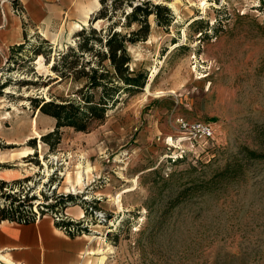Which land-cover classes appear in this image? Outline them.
<instances>
[{
	"label": "rangeland",
	"instance_id": "obj_1",
	"mask_svg": "<svg viewBox=\"0 0 264 264\" xmlns=\"http://www.w3.org/2000/svg\"><path fill=\"white\" fill-rule=\"evenodd\" d=\"M55 2L52 22L0 69V208L61 204L89 230L77 264H264V0H151L172 23L153 14L148 39L126 44L132 68L156 73L151 92L122 93L104 121L62 127L50 146L57 120L29 98L76 95L86 80L52 66L83 28L112 23L91 22L100 0ZM180 118L212 124L214 137L191 141Z\"/></svg>",
	"mask_w": 264,
	"mask_h": 264
},
{
	"label": "trees",
	"instance_id": "obj_2",
	"mask_svg": "<svg viewBox=\"0 0 264 264\" xmlns=\"http://www.w3.org/2000/svg\"><path fill=\"white\" fill-rule=\"evenodd\" d=\"M137 1L139 0H111L110 2L100 0L101 8L93 16L91 22L94 24L97 20H110L112 23L108 26V30L103 33L102 29L97 30L94 26L83 28L81 32L85 35L83 40L77 47L68 48L53 64V70L62 80L67 78L86 80L84 85L77 90L76 95L63 97L60 101L45 100L40 97L29 98L36 109H40L41 112L57 120L56 129L42 137L50 146L55 144L50 140L52 135L59 133L62 127H73L77 131L89 130L95 121L105 120L108 109L120 101L122 93H135L147 85L148 70L136 71L132 68L133 59L126 44L148 39L151 15L155 14L157 24L162 26L170 25L174 17L170 8L165 5L153 3L151 0ZM127 6L129 10L125 8ZM134 24H137L138 28L132 29ZM117 25L129 28L130 31L116 30ZM92 39L95 41L91 42ZM24 45L26 43L16 46L12 51L23 49ZM87 54L91 55V58H88ZM94 90L100 91L98 98L92 92ZM60 138L59 135L56 142H59ZM6 184V181L0 179L1 187ZM6 197L13 196L7 194ZM10 203L0 208V220L9 219L19 223L36 221V212H26L22 209L24 200L18 201L16 206L13 202ZM59 205L50 211L63 210L58 207ZM43 210L40 211L42 215L50 212L48 209ZM86 213H89L87 208ZM56 225L59 228H65L66 233L72 236L89 231L82 222L58 221Z\"/></svg>",
	"mask_w": 264,
	"mask_h": 264
},
{
	"label": "crops",
	"instance_id": "obj_3",
	"mask_svg": "<svg viewBox=\"0 0 264 264\" xmlns=\"http://www.w3.org/2000/svg\"><path fill=\"white\" fill-rule=\"evenodd\" d=\"M55 3V0H0V69L11 50L27 43L52 22L51 8ZM0 120L3 121L1 115ZM31 134V131L23 133V141L32 138ZM83 237L67 234L50 215L28 223L0 220V264H77L87 247Z\"/></svg>",
	"mask_w": 264,
	"mask_h": 264
},
{
	"label": "built area",
	"instance_id": "obj_4",
	"mask_svg": "<svg viewBox=\"0 0 264 264\" xmlns=\"http://www.w3.org/2000/svg\"><path fill=\"white\" fill-rule=\"evenodd\" d=\"M178 125L180 131L188 137L191 141L200 143L204 142L207 140H210L214 137V127L212 124L208 122H203V121H188L185 118H180L178 120ZM37 213V219H40L44 215H50L52 219L56 222L58 221H72V222H79L77 218H74L70 216L67 212H63L62 210L56 209L54 211H50L49 213L41 214L40 211L36 210ZM97 212V211H96ZM99 217L101 219H105L104 214L99 212ZM63 231H65V228H60ZM66 232V231H65Z\"/></svg>",
	"mask_w": 264,
	"mask_h": 264
},
{
	"label": "bare ground",
	"instance_id": "obj_5",
	"mask_svg": "<svg viewBox=\"0 0 264 264\" xmlns=\"http://www.w3.org/2000/svg\"><path fill=\"white\" fill-rule=\"evenodd\" d=\"M207 5V2L206 1H204L203 3H202V7L203 8H205V6ZM175 46V45H174ZM2 70V69H1ZM155 72H153L152 74H151V76H150V79H149V81H148V84H147V91L150 93L151 92V82L153 81V79H154V77H155ZM164 93V92H163ZM3 114H5V115H7V116H4V117H2V119H8L9 117H10V112H7V113H3ZM1 123H2V120H0V125H1ZM33 151V149L32 148H27V149H25L24 150V154L25 155H28V154H30L31 152ZM79 180H81V175L79 176ZM120 196L121 195H118V201L120 200L119 198H120ZM121 202H119V204H120ZM120 206V205H119ZM120 207H122V206H120Z\"/></svg>",
	"mask_w": 264,
	"mask_h": 264
},
{
	"label": "water",
	"instance_id": "obj_6",
	"mask_svg": "<svg viewBox=\"0 0 264 264\" xmlns=\"http://www.w3.org/2000/svg\"><path fill=\"white\" fill-rule=\"evenodd\" d=\"M95 27V26H94Z\"/></svg>",
	"mask_w": 264,
	"mask_h": 264
}]
</instances>
